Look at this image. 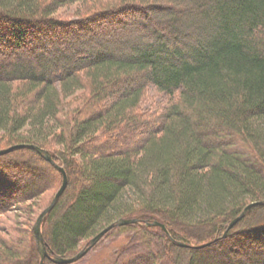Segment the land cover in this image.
<instances>
[{"label": "trees", "instance_id": "16d2710c", "mask_svg": "<svg viewBox=\"0 0 264 264\" xmlns=\"http://www.w3.org/2000/svg\"><path fill=\"white\" fill-rule=\"evenodd\" d=\"M0 44V149L68 174L43 264L112 223L158 232L168 264H264V0H0ZM62 181L0 154V264H41Z\"/></svg>", "mask_w": 264, "mask_h": 264}, {"label": "rangeland", "instance_id": "374dc122", "mask_svg": "<svg viewBox=\"0 0 264 264\" xmlns=\"http://www.w3.org/2000/svg\"><path fill=\"white\" fill-rule=\"evenodd\" d=\"M76 6L77 4H72L62 7L58 10L57 15L67 16L70 19L74 18L73 11ZM80 94L79 92L77 96L80 97ZM167 98L166 92L158 93L151 87L149 95L144 101V108L155 111L160 104L167 102ZM139 135L138 132H134L128 139L122 138L118 141L117 145L119 144L118 146L122 147L126 145V142L127 144L134 143L138 141ZM44 196L42 197V199L44 198L42 207L48 199V196ZM129 196H131L130 193L124 198H128L125 202L131 204L132 200ZM16 212L21 214V211ZM75 264H168V262L164 257L162 239L158 232H149L143 229L139 231L132 230L131 233L125 234L121 233L117 227L104 236L85 257L78 260Z\"/></svg>", "mask_w": 264, "mask_h": 264}, {"label": "water", "instance_id": "95a60500", "mask_svg": "<svg viewBox=\"0 0 264 264\" xmlns=\"http://www.w3.org/2000/svg\"><path fill=\"white\" fill-rule=\"evenodd\" d=\"M21 147H33V148L37 149L40 153H42L46 157V159L51 161L63 174V181H62L60 188L57 190V192H56L53 200L51 201V203L41 211V213L39 214V216H38V218L34 224V230H35V234H36L37 242H38V249H39L40 254H41V264H43L45 257L48 256V250H47L45 240H44V235L42 232V222H43L45 216L52 210V208L56 205L58 199L61 197V195L65 191V189L68 185V174H67V171L64 168V166L60 165L53 158L52 153L48 149L42 148L39 145L34 144V143L22 142V143L13 144L11 146L1 148L0 154H5V153H8V152L13 151L15 149L21 148ZM255 203H257V202H252V203L248 204L244 208L242 213L230 222L229 228L232 227L238 220H240L246 214L248 209ZM136 221H138V219H136V218H122L118 221V223L119 224H123V223L125 224V223H132V222H136ZM152 224L160 225L167 231L166 225L160 221L156 220ZM113 225L114 224L112 223L109 226L102 229L98 234H96L91 239L90 244L87 247L80 250L76 255L71 256V257L56 256L54 258V260L59 264H72V263L78 261L79 259L84 257L86 254H88V252L113 227ZM179 244L183 245V246H194V245H190L184 241H179ZM207 244H209V243L201 244V245H198L196 247L205 246Z\"/></svg>", "mask_w": 264, "mask_h": 264}]
</instances>
